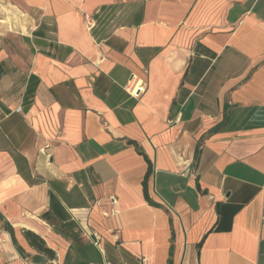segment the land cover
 <instances>
[{
    "label": "crops",
    "instance_id": "crops-1",
    "mask_svg": "<svg viewBox=\"0 0 264 264\" xmlns=\"http://www.w3.org/2000/svg\"><path fill=\"white\" fill-rule=\"evenodd\" d=\"M143 257L264 264V0H0V264Z\"/></svg>",
    "mask_w": 264,
    "mask_h": 264
},
{
    "label": "built area",
    "instance_id": "built-area-1",
    "mask_svg": "<svg viewBox=\"0 0 264 264\" xmlns=\"http://www.w3.org/2000/svg\"><path fill=\"white\" fill-rule=\"evenodd\" d=\"M92 25L93 24H90L89 26L92 27ZM126 89L132 96L138 97L145 91V86L143 82L133 79L127 84ZM18 111H21V108H19ZM111 200L113 204L117 203L116 197L112 196ZM142 264H149L146 257L142 258Z\"/></svg>",
    "mask_w": 264,
    "mask_h": 264
},
{
    "label": "trees",
    "instance_id": "trees-1",
    "mask_svg": "<svg viewBox=\"0 0 264 264\" xmlns=\"http://www.w3.org/2000/svg\"><path fill=\"white\" fill-rule=\"evenodd\" d=\"M131 143H134L135 142H131ZM147 161H148V170H147V173H146V176H145V179H144V191H145V195L146 197H148V193H147V178L149 176V174L151 173V170H152V165H151V161L147 158ZM26 236L31 240V242L34 244V245H37L40 249L42 250H45V251H50V249L48 248H44V240L36 233L32 232V231H26Z\"/></svg>",
    "mask_w": 264,
    "mask_h": 264
},
{
    "label": "bare ground",
    "instance_id": "bare-ground-1",
    "mask_svg": "<svg viewBox=\"0 0 264 264\" xmlns=\"http://www.w3.org/2000/svg\"><path fill=\"white\" fill-rule=\"evenodd\" d=\"M11 185V184H10Z\"/></svg>",
    "mask_w": 264,
    "mask_h": 264
}]
</instances>
